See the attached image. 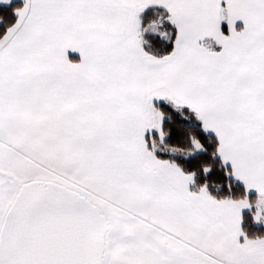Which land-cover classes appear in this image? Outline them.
<instances>
[{
  "label": "snow or ice",
  "instance_id": "obj_1",
  "mask_svg": "<svg viewBox=\"0 0 264 264\" xmlns=\"http://www.w3.org/2000/svg\"><path fill=\"white\" fill-rule=\"evenodd\" d=\"M0 264H264V0H0Z\"/></svg>",
  "mask_w": 264,
  "mask_h": 264
}]
</instances>
